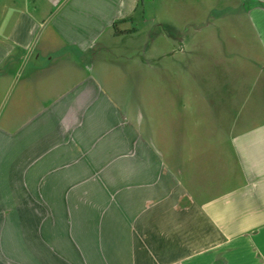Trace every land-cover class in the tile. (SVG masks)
Returning <instances> with one entry per match:
<instances>
[{"label": "crops", "instance_id": "obj_1", "mask_svg": "<svg viewBox=\"0 0 264 264\" xmlns=\"http://www.w3.org/2000/svg\"><path fill=\"white\" fill-rule=\"evenodd\" d=\"M166 1L0 0V264H264V122L203 148L122 125ZM219 1L251 36L218 52L263 73L264 0ZM186 22L177 55L218 31Z\"/></svg>", "mask_w": 264, "mask_h": 264}, {"label": "rangeland", "instance_id": "obj_2", "mask_svg": "<svg viewBox=\"0 0 264 264\" xmlns=\"http://www.w3.org/2000/svg\"><path fill=\"white\" fill-rule=\"evenodd\" d=\"M227 4L235 2L196 0L179 10L176 0H168L162 11L154 4L153 27L143 30L144 42L151 44L150 37L154 38L163 47L154 52L168 50L169 60L165 56L154 57L152 64L145 67V75L137 81L138 96L131 98L136 100L130 106L135 109L130 114L138 120L122 121V125H129L136 133V144L144 137L172 140L173 147L177 140L183 141L184 146L188 140H201L199 147L203 148L208 140H224L230 132L234 134L264 122V72L237 59L228 62L218 52H224L219 45L221 39L232 48L233 40L247 41V36H251L249 32H241L238 37L232 30L235 25H247L244 15L227 11L215 15V9H224ZM185 22L216 26L218 31L184 34L186 48L183 55H177L182 49L177 43ZM193 36H198L195 42ZM197 42L198 47L191 50ZM225 77L231 81L229 86ZM130 152H135L134 145Z\"/></svg>", "mask_w": 264, "mask_h": 264}, {"label": "trees", "instance_id": "obj_3", "mask_svg": "<svg viewBox=\"0 0 264 264\" xmlns=\"http://www.w3.org/2000/svg\"><path fill=\"white\" fill-rule=\"evenodd\" d=\"M113 29H114V34H115L116 36H118V35H124V34L129 33V32H126V31H123V32H119V31H117V30L115 29V24L113 25Z\"/></svg>", "mask_w": 264, "mask_h": 264}]
</instances>
